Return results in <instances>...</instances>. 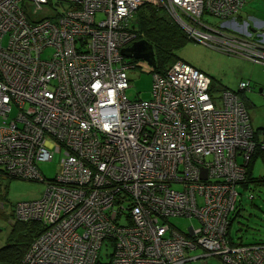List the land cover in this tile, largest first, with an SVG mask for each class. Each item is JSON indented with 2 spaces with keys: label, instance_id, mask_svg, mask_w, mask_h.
<instances>
[{
  "label": "built area",
  "instance_id": "obj_1",
  "mask_svg": "<svg viewBox=\"0 0 264 264\" xmlns=\"http://www.w3.org/2000/svg\"><path fill=\"white\" fill-rule=\"evenodd\" d=\"M143 3L164 7L189 37L264 63V31L252 39L236 19L245 0H0V167L46 182L41 198L14 208L40 230L19 261L0 264H97L106 238L116 239L110 264H264V244L228 238L237 183L264 133L254 137L235 93L213 99L209 77L180 60L153 74L151 100L127 98L121 49ZM55 155L46 180L37 164ZM127 199L131 223L118 226ZM169 217L191 223L183 233Z\"/></svg>",
  "mask_w": 264,
  "mask_h": 264
},
{
  "label": "rangeland",
  "instance_id": "obj_2",
  "mask_svg": "<svg viewBox=\"0 0 264 264\" xmlns=\"http://www.w3.org/2000/svg\"><path fill=\"white\" fill-rule=\"evenodd\" d=\"M245 6L238 13L241 19L238 23L242 24V21H246L253 36L257 37L264 31V23H254L255 21L264 22V0H249ZM205 17L214 24L222 23L219 19ZM230 18L232 16H228L225 20ZM208 43L192 38L176 51V56L180 61L202 70L213 83L216 95L222 93L224 88L236 90L240 79L246 82L249 80L251 89H247L246 94L256 90L255 83L264 85V69L259 65L264 63H256L254 66L245 65L246 62L243 60L246 59L227 54L211 45L208 46ZM136 60V67L128 70L131 86L126 90V96L130 99L148 100L152 83L150 65L143 59ZM254 103L256 107L248 110L256 129L260 126L264 127V90L262 95L255 94ZM37 167L46 180L52 179L58 170V156L55 155L51 161L39 162ZM263 173L264 162L258 160L253 170V174L257 177L253 178H259L258 176L264 175ZM45 189L46 182L9 178L0 174V249L7 246L23 248L26 241L25 225L28 224L24 225L23 222L16 221L14 208L19 202L38 200L43 196ZM175 189L179 188L175 187ZM237 190L239 198L236 211L231 216L229 236L236 243L264 242V183L250 182L247 188L239 185ZM250 195L254 197L250 198ZM168 221L183 233L191 223L188 219L181 217H169ZM15 223L17 224L14 225Z\"/></svg>",
  "mask_w": 264,
  "mask_h": 264
},
{
  "label": "trees",
  "instance_id": "obj_3",
  "mask_svg": "<svg viewBox=\"0 0 264 264\" xmlns=\"http://www.w3.org/2000/svg\"><path fill=\"white\" fill-rule=\"evenodd\" d=\"M52 1V0H51ZM246 2V1H245ZM67 3V1H65ZM245 6V3H243V6L240 10H238L236 19L239 22L240 16L238 15L239 11L243 9ZM205 16H210L216 19L221 20L220 17H217L215 14L210 13L207 10L203 11V14L201 15V20L203 22H206L210 25H212L215 28L221 29V24L223 21L221 20V24L217 25L208 20L207 17ZM128 28L129 31L134 34V38L132 41H130L124 48H130L131 45L135 41L139 40H145L147 43H149L153 49V55H154V65H150V72L152 74V83H151V92H150V98L148 100H151L152 98V86H153V74H158V75H163L166 73L168 68L177 60H179L176 56V51L180 48L183 47L188 41H190L192 38L188 36V34L185 32V30L178 24L176 23L171 16L168 14L166 9L162 6H155L151 3H143L141 4L135 11V13L132 15V17L128 20ZM248 32L251 34L250 38L254 39L257 38L256 36H253L252 30H249L248 26ZM122 48V49H124ZM121 49V50H122ZM231 54V53H227ZM44 56V55H43ZM125 56V61L129 62L131 64V68L133 69L136 67V59L127 57ZM201 71V70H200ZM210 79V78H209ZM128 83L129 86L130 84V77L128 75ZM212 82L210 80V86H209V92L211 95H213V99L219 98L220 94L216 95L214 93V89L212 86ZM239 85V83H238ZM125 89V95H126V90ZM224 90H230L231 92L235 93L241 100H242V90H239L238 88L236 90L231 89V88H224ZM245 92V91H244ZM129 100L132 101H137L140 99H130L127 97ZM141 101H147V100H141ZM243 101V100H242ZM244 102V101H243ZM247 105L246 103H244ZM262 131L264 133V127L260 128H254L255 136L258 139V135ZM259 153H264V150L260 149L257 147L250 160H252L253 156L259 154ZM251 165V164H249ZM0 174L1 176H7L9 178H14L11 176H8L4 169L0 167ZM33 181V180H32ZM250 182H256V183H264V179H254L251 176V172L246 168L245 172V178L244 180L240 181L237 183V187L241 185L244 188H247L248 185H250ZM1 195L3 196V193L1 192ZM128 201L125 200L124 202ZM238 202V201H237ZM237 202H236V208H237ZM132 201H128L124 203L123 210L121 213L118 215L117 220L115 223H117L118 226H124L128 225L131 223L130 221V212L132 208ZM235 208V211H236ZM117 210V209H116ZM235 211L231 214V216L235 213ZM231 216L229 220V225H231ZM15 223L14 225H16ZM28 224V225H25ZM26 227V241L23 244V248L21 249H16L10 246L4 247L0 249V263H15L21 259L23 256L26 248L28 247L29 243L33 240L34 236L38 233V230H40V225L36 222H28L24 223ZM173 226V225H172ZM175 227V226H174ZM229 240V245L231 247H236V246H245L248 244H264L263 241H258V242H253V243H236L232 240V237L228 235ZM116 249V239L115 238H106L102 244H101V249L99 252V257L97 259V264H110V261L112 257L114 258V251ZM222 262V261H221ZM220 264V263H218ZM223 264V263H221Z\"/></svg>",
  "mask_w": 264,
  "mask_h": 264
},
{
  "label": "crops",
  "instance_id": "obj_4",
  "mask_svg": "<svg viewBox=\"0 0 264 264\" xmlns=\"http://www.w3.org/2000/svg\"><path fill=\"white\" fill-rule=\"evenodd\" d=\"M246 2H245V5H247V3H248V1L249 0H245ZM246 6H244L243 8H245ZM256 22V21H255ZM256 23H264V22H256ZM241 60H243V59H241ZM243 61H245L246 63H244L245 65H256V63L257 62H253V61H249V60H243ZM240 62H242V61H240ZM255 63V64H254ZM259 63V62H258ZM260 66H262V69H264V65H262V64H259ZM254 68V67H253ZM197 69H199V68H197ZM200 70V69H199ZM202 71V70H201ZM203 72V71H202ZM204 73V72H203ZM205 74V73H204ZM206 75V74H205ZM240 81H244V82H246L245 80H243V79H240ZM248 82H249V80H248ZM256 85H254V88L256 87V90L254 89V91H252V92H250L249 94H246V92H244L243 91V93H242V100L244 101V103H246L247 105H246V107H247V111L249 112V108H252L253 107V109H254V107H256V105H255V103H254V98H255V94H259V95H262V93H261V91L263 92V90H264V85H262V84H258V83H255ZM250 115V114H249ZM250 118H251V116H250ZM251 122H252V119H251ZM261 127V126H260ZM260 127H258V128H260ZM253 128H254V126H253ZM258 160H262L263 162H264V153H259V154H257L256 156L254 155L253 156V158H252V160H251V165H248V169L250 170V172H251V176H253L254 174H253V170H254V164H256V162H258ZM258 172V171H257ZM260 174V173H259ZM264 174V173H263ZM256 176V175H255ZM259 176H264V175H259ZM28 223V222H27Z\"/></svg>",
  "mask_w": 264,
  "mask_h": 264
},
{
  "label": "water",
  "instance_id": "obj_5",
  "mask_svg": "<svg viewBox=\"0 0 264 264\" xmlns=\"http://www.w3.org/2000/svg\"><path fill=\"white\" fill-rule=\"evenodd\" d=\"M121 53L134 59H143L149 65L155 64L153 49L145 40L135 41L130 48L122 49Z\"/></svg>",
  "mask_w": 264,
  "mask_h": 264
},
{
  "label": "flooded vegetation",
  "instance_id": "obj_6",
  "mask_svg": "<svg viewBox=\"0 0 264 264\" xmlns=\"http://www.w3.org/2000/svg\"><path fill=\"white\" fill-rule=\"evenodd\" d=\"M231 22V20L230 21H226V22H224V24H229ZM254 23H256V22H254ZM239 82H241V81H239ZM248 89H251V87H250V83H249V86H248ZM247 90V89H246ZM246 90H242V91H246ZM252 92V91H251ZM261 93L263 94V92L261 91ZM242 101V100H241ZM243 102V101H242ZM244 103V102H243ZM245 105V104H244ZM245 107H246V105H245ZM246 109H247V107H246ZM248 112V111H247ZM248 116H249V119L251 120V118H250V115H249V112H248ZM251 125L253 126V124H252V122H251ZM263 132L262 131H260V133H259V135L257 136L258 138H259V136H260V134H262ZM249 164H251V160H249L248 162H247V164H246V168L248 167V165ZM252 177H257V176H255V175H253ZM259 178H254V179H259V180H261V179H264V176H258ZM256 183V182H255ZM239 193V192H238ZM250 198H252V197H254L253 195H250L249 196Z\"/></svg>",
  "mask_w": 264,
  "mask_h": 264
}]
</instances>
